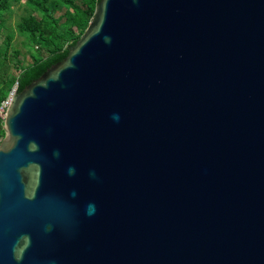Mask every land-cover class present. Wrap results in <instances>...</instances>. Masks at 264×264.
Returning a JSON list of instances; mask_svg holds the SVG:
<instances>
[{
  "label": "water",
  "instance_id": "95a60500",
  "mask_svg": "<svg viewBox=\"0 0 264 264\" xmlns=\"http://www.w3.org/2000/svg\"><path fill=\"white\" fill-rule=\"evenodd\" d=\"M17 86L0 264H264V0H100Z\"/></svg>",
  "mask_w": 264,
  "mask_h": 264
},
{
  "label": "trees",
  "instance_id": "16d2710c",
  "mask_svg": "<svg viewBox=\"0 0 264 264\" xmlns=\"http://www.w3.org/2000/svg\"><path fill=\"white\" fill-rule=\"evenodd\" d=\"M22 0H0V36L4 37L5 49L0 47V106L9 97L16 84L17 93L39 79L49 68L62 62L70 50L86 32L100 0H26L22 4L16 31L13 30L11 14ZM52 1V2H51ZM64 7L67 20L55 16ZM16 35L22 44L37 45L32 54V65L20 73L13 71L19 52L9 61V52ZM4 121L0 118V143L5 138Z\"/></svg>",
  "mask_w": 264,
  "mask_h": 264
},
{
  "label": "rangeland",
  "instance_id": "374dc122",
  "mask_svg": "<svg viewBox=\"0 0 264 264\" xmlns=\"http://www.w3.org/2000/svg\"><path fill=\"white\" fill-rule=\"evenodd\" d=\"M25 2H26V0H22L21 4L17 5L14 8L13 13L11 14L10 23L12 25L13 30H15V31H16V23L19 20V15L23 14L22 4H24ZM67 11L68 10L66 8L61 7L60 11L55 12L54 14L58 18H62V22L65 23L66 20H67V16H66ZM0 47L5 49L4 37L3 36H0ZM37 48H38L37 45H35V46L28 45V46L25 47L22 44L21 39H19V37L16 35L15 40L13 42V46L11 47L10 52H9V56H10L9 57V61L13 59V56H15L16 50L19 52V55L17 56L15 63L11 62V65L15 64L13 66V71H15L18 74L25 67H28V66L32 65V54H33L34 51H36ZM0 65H1V63H0ZM11 93H9V97H7L3 102H5L6 100H8L10 98V94Z\"/></svg>",
  "mask_w": 264,
  "mask_h": 264
},
{
  "label": "built area",
  "instance_id": "2783aa9c",
  "mask_svg": "<svg viewBox=\"0 0 264 264\" xmlns=\"http://www.w3.org/2000/svg\"><path fill=\"white\" fill-rule=\"evenodd\" d=\"M11 104V96L8 100H6L5 102H3L0 106V118L5 122L6 119V112L7 109L9 108Z\"/></svg>",
  "mask_w": 264,
  "mask_h": 264
},
{
  "label": "clouds",
  "instance_id": "9594fccd",
  "mask_svg": "<svg viewBox=\"0 0 264 264\" xmlns=\"http://www.w3.org/2000/svg\"><path fill=\"white\" fill-rule=\"evenodd\" d=\"M113 120L118 121L119 120V115L118 114H113L112 116ZM70 171H74V170H70ZM95 211V205L91 204L89 205V214L91 215L92 213H94Z\"/></svg>",
  "mask_w": 264,
  "mask_h": 264
}]
</instances>
